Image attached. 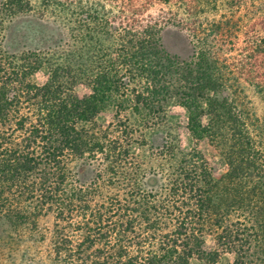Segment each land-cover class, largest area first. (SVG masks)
<instances>
[{
    "label": "trees",
    "instance_id": "obj_1",
    "mask_svg": "<svg viewBox=\"0 0 264 264\" xmlns=\"http://www.w3.org/2000/svg\"><path fill=\"white\" fill-rule=\"evenodd\" d=\"M42 1L46 7L62 8L61 12L69 4V0ZM32 7L31 0H0V216L20 226L35 225L34 218L44 212H54L68 224L79 215L84 219L78 225L83 237L75 250L67 239L56 246L58 256L77 254L78 264H191L193 258L217 264L218 252L203 248L213 192L207 162L197 154H186L191 157L178 162L168 176L164 200L142 190L125 116L128 111L157 115L171 95L181 96L189 110V130L201 139L205 129L196 114L197 103L221 87L214 45L209 55L204 51L199 63L180 69L184 74L178 82L186 83V92H180L178 84L172 92L179 66L158 48L156 23L145 26L143 38L132 44V50L120 49L115 58L108 52L100 54L99 41L100 56L90 60L84 50L77 53L67 45L55 48L56 39L45 35L42 26L39 33L48 44L46 52L8 55L3 50L6 26ZM248 46L253 52L259 49L253 38ZM117 65L127 70L139 67L143 90L130 89ZM42 67L48 79L37 85L30 78ZM80 83L90 90L84 97L74 93ZM110 105L119 136L109 133L112 124L105 129L97 122ZM245 139L244 145L251 148L249 137ZM243 160L229 163L228 177L239 178L240 170L243 175ZM95 161L103 162L106 180L99 172L90 186L81 185L74 168ZM120 174L124 182L118 186L115 178ZM215 217H210V233L215 230L221 251L236 254L230 264H253L248 258L257 242V225L236 231L222 217ZM244 235L248 239L243 241Z\"/></svg>",
    "mask_w": 264,
    "mask_h": 264
},
{
    "label": "rangeland",
    "instance_id": "obj_2",
    "mask_svg": "<svg viewBox=\"0 0 264 264\" xmlns=\"http://www.w3.org/2000/svg\"><path fill=\"white\" fill-rule=\"evenodd\" d=\"M31 3V12L6 26L3 50L8 55L20 57L37 50L46 52L48 44L39 33L42 26L45 35L56 39L55 48L65 49L67 45L77 53L84 50L89 60L102 53L115 58L120 49L132 50V44L143 38L145 26L156 23L158 48L179 66L173 88L178 84L180 92H186V83L178 82L184 74L180 69L199 63L204 51L209 55L210 45H214L220 59L215 74L221 87L197 103L196 114L205 129L202 138L192 136L185 101L173 94L167 99L164 111L157 115L126 113L128 132L133 139L130 153L139 169L142 190L158 194L160 200L165 198L168 176L178 162L193 154L201 156L213 177L204 250L218 252L217 264H230L236 258L234 252L221 251L217 246L215 230L210 233L212 216L222 217L236 231L257 225V242L248 259L253 264H264V0H69L63 12L55 5L44 6L42 0ZM252 38L259 43L256 52L248 46ZM97 41L102 46L100 54ZM222 63H227L226 67ZM116 67L130 89L143 90L144 77L139 67L133 70ZM47 79L45 67L30 78L37 85ZM176 89L175 86L170 91ZM74 93L84 97L90 90L80 83L74 86ZM114 112L110 105L97 118L102 128L113 125L109 129L113 137L119 136L114 129ZM243 136L244 142L249 137L251 148L244 145ZM239 159H244V173L241 176L240 170V177L232 179L227 176L229 163H238ZM102 165L100 161L77 164L74 168L77 180L83 186H90L99 172L106 180ZM115 182L120 186L124 182L123 174ZM34 222L35 225L29 222L15 226L0 216V264L79 263L77 254L74 258L62 253L58 256L56 246L67 239L75 250L83 237V231L78 228L83 218L76 215L68 224L59 221L54 212H44ZM242 239L248 237L244 235ZM190 263L207 264V261L193 258Z\"/></svg>",
    "mask_w": 264,
    "mask_h": 264
}]
</instances>
